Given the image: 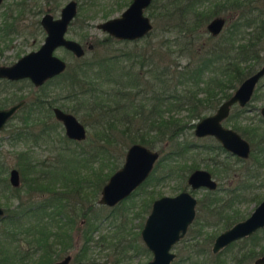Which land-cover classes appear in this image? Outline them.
Masks as SVG:
<instances>
[{"label":"trees","instance_id":"trees-1","mask_svg":"<svg viewBox=\"0 0 264 264\" xmlns=\"http://www.w3.org/2000/svg\"><path fill=\"white\" fill-rule=\"evenodd\" d=\"M84 1L80 6L84 5ZM90 1L93 5L96 0ZM244 3L246 0H152L146 8L148 14L151 18H162L165 33H174L177 56L186 58L183 64L176 60L173 64H159L153 58L156 55L154 50L146 54L121 49L105 55L75 59L73 65L50 80L54 83L53 94H47L45 89L44 94L38 93L37 97L30 99L25 116L21 115L13 136L37 143L39 137L46 139V136L52 135V106L58 104L85 120H94L98 128L94 133L105 135L109 144L115 141L109 139L114 131L126 140L125 143L140 142L150 148L155 147L157 142L171 143L170 150H159L152 173L159 172V166L161 173L157 176L151 174L140 186L144 194L139 198L137 218L141 221L157 193V187H150L147 191L145 184L150 180L160 182L172 175L183 182L186 173L198 165L196 159H191V165L185 160L181 162L182 154L189 149V145L179 140V135L185 128L194 126L192 119L201 118L216 107L218 91L221 96L228 95L230 88L235 87L261 62L259 52L264 45V14L259 10L256 16H249ZM233 14L228 23V16L225 15ZM217 15H223L226 21L223 31L214 36L206 29V23ZM3 21L7 22L6 19ZM5 26L16 29L12 20ZM248 27L252 28L247 30ZM150 33L151 30L144 37ZM134 58L138 61L137 66ZM144 64L149 66L146 74L142 71ZM22 97L15 90L6 93L0 96V106ZM182 110L187 111V120L178 115ZM53 122L60 125L57 120ZM104 122H107L106 131L100 127ZM257 126L246 131L253 142L251 157H255V166L247 169L233 187L225 188L219 183L215 190H205L199 198L193 226L209 228L210 231L205 232L202 247L192 246L177 264H251L253 257L264 252V243L260 242L258 232L248 237L254 238L252 245L233 252L230 258L221 255L228 246L216 254L210 252L208 247L219 230L246 216L234 207L237 201L259 202L264 197L256 189L264 185L263 133L262 130L255 131ZM111 127H114L113 131ZM60 136L75 144L82 142L63 134ZM208 146L213 147L207 144L201 150H209ZM95 147L109 151L103 144ZM1 157L0 154V192L8 198L16 197L18 202L12 208L6 207L5 214L0 216V264H51L72 246L70 227L76 223L75 211L58 194L60 190L55 187L56 177L52 169L42 166L27 151L21 150L15 164L21 174V185L14 187L8 182V166ZM237 159L239 162L245 161ZM110 163L112 170L117 160L112 156ZM206 165L217 174V165L213 161H207ZM79 185L73 184L70 189H78ZM181 188H185L184 184ZM45 192L48 194L45 195ZM36 194H43V197ZM82 215L87 217V226L82 229L80 249L73 255L77 264H82L87 257L93 231L97 227L93 217H89L85 211ZM137 227V241L125 240V236H122L123 244L120 247L123 253L129 248H136L137 252L147 251L140 237L142 221Z\"/></svg>","mask_w":264,"mask_h":264},{"label":"rangeland","instance_id":"rangeland-1","mask_svg":"<svg viewBox=\"0 0 264 264\" xmlns=\"http://www.w3.org/2000/svg\"><path fill=\"white\" fill-rule=\"evenodd\" d=\"M10 1L12 0H3V6L0 8V12ZM67 1L68 0H57L55 8L52 9L50 7L54 16H59L61 7ZM76 1L79 4V9L68 27L66 36L79 41L85 47L86 51L84 56L86 58L127 49L131 51L138 50L141 53L145 52L146 54L154 50L156 55H154L153 58H155L156 62L159 64L167 62L173 64L175 60L179 64H183L186 61L185 57L177 56L178 46L174 41V33H165L163 29L165 28V25H163L164 21L162 18H151L153 28L151 29L150 35L146 37L143 36L137 40H120L97 27L98 22L119 15L131 0H93V5H91L92 2L90 0H85L86 2L84 1V5L82 6H80V3L81 1L83 2V0ZM247 2L248 0L244 3V9L247 8L249 10V16H256L259 10L264 14V0H251L250 3ZM40 4L44 9L47 8V3H44L42 0L40 1ZM145 13L148 14L147 9L145 10ZM263 14L261 13L260 15ZM234 15L235 14L231 16L225 15L226 17L228 16V23ZM229 17H231L230 20ZM33 20V17L25 16L19 23L21 32H19V34L11 35V40L7 45L3 43V40H0V46H2V48L6 47L0 55V63L8 64L16 60L19 55L39 46L44 38L45 32L39 30L35 36H29V31L33 30V28L27 26V24L32 23L31 26H34ZM228 23L226 22V24ZM249 29L250 27H248L247 30ZM107 37H111V39H106ZM88 44H91L92 47L87 48ZM54 53L67 61L68 68L76 61L74 56L62 47L56 48ZM134 63L137 66L138 61L135 58ZM143 66V68L141 67L142 71H144L145 74L148 73L145 70H147L149 66L145 64ZM141 76L142 78H145L143 75ZM53 88L54 83H50L47 86V94L48 92L53 94ZM14 90H18V92L27 100L34 98L38 92L40 93V90L33 84L29 85L28 79L14 81L12 84L0 81V92L2 94ZM262 105H264V77L260 79L259 89L249 103L248 108L239 112V116L246 118L245 120H255L258 118L259 110ZM17 113L18 114L8 122L5 128L0 131L1 159L4 161L5 165L8 166L6 176L8 177L10 167L16 166L15 164L19 151L25 150L31 153V156L33 155L32 158L41 163L42 166H45L47 169H52L53 175L56 177V187H58L60 191H63L60 193L63 200L68 201L69 208L75 211L76 223L74 226L70 227L72 246L66 252H63L57 259H60L66 253L74 255L80 249L83 238L82 229L87 226V217L82 215L83 211H85L89 217H94V220L98 221V227L93 233V239L89 244L90 247L87 257L82 261V264H141L150 259L152 253L148 249L147 251L137 252L136 248H129L123 253L120 247L123 244V235L125 236V240L131 241L132 239H135L137 241V226L141 221L143 226L144 217L148 211L147 209V211L144 212V217L143 219L141 218V221L137 219V206L140 203L139 198L144 194V190L137 188L135 191L138 190V193L133 191L127 198L113 207L98 203L100 193L97 192V189L102 177H105V174H111L110 172L116 169L114 168L110 170L111 157L113 156L115 160H117L118 167L121 166L124 161L125 150L130 143H125L126 140L114 131V138L110 135L109 137L111 138L109 139L115 141L109 144L105 135L101 136L94 133V131L98 129L96 128L97 126H95L96 122L94 120H85L79 114H76V116L85 124L87 137L84 141L77 144L61 138L60 134L65 135L64 128L61 124H54L53 121H56L54 116L51 120L53 123L52 135L46 136V139H44V137H39L37 143L34 141H25L24 139H15L13 133L17 128L16 124L19 122L21 116L19 111ZM186 113V110H182L178 115L187 120V117L185 118ZM198 119L199 118L192 119L191 122H196ZM91 122L93 123L92 125ZM106 125L107 122H104L103 126L100 127L104 128L106 131ZM111 129V131H113L114 127H111ZM179 140L184 141V143L189 145L190 143L194 144L191 149L183 152L182 158L180 157L181 162H184V160L187 161L189 158L197 159L200 167H208V165H206V162L208 161L206 156L210 155L205 150L201 149L207 144H215L216 142L213 138L196 137L193 133V128L187 127L179 135ZM98 144H103L105 148L109 149V151L107 150V155L106 153H103L105 155L103 160L100 158V155H102L101 150L98 147H95ZM170 147L171 143L162 141L157 142L156 146L151 148L157 151H168L170 150ZM108 153L111 156H109ZM89 158L92 160L97 159L96 163L90 161ZM217 158L223 160V163L228 164V169H232L230 172L226 173L224 171H219V175H214V177L222 183L225 188L235 186L238 178L241 177L247 169L254 167V160H252V158L239 162L234 157L229 156L224 152H221ZM168 161L169 160L166 162ZM99 162L104 166L101 167L102 169L100 168ZM163 162L165 163V160L161 163L163 164ZM84 163H86V165ZM159 169L162 170L161 166H159ZM262 170H264V168ZM160 171L152 173L153 176H157L158 173H161ZM98 174H101V178L98 177ZM153 181L150 180L148 184H145L144 189L147 191L150 190L151 182ZM73 184H80L79 188L70 189ZM183 184L188 188L186 177L184 178V181L181 182L180 178L175 175L168 176L157 183L156 196L174 195L182 190L181 185ZM256 189L260 196L264 195V185L258 186ZM204 192L205 190L202 188L193 191L196 197H200ZM44 194L46 195L48 193L45 192ZM36 196L43 197V194H36ZM17 202L18 199L16 197L8 198L4 193L0 192V205L4 208H12ZM257 204V200L237 201L234 204V207L240 209L241 215L247 216ZM121 220H123L122 223H120ZM193 227L195 228L196 225ZM191 233L192 231L189 230L185 235L184 240L180 241L174 247V251L177 253V258L174 263L181 262L182 258L190 252V249L193 246L191 243L193 242ZM258 235L261 237L260 242H264V231L258 232ZM253 242L254 238L239 240L228 246L227 250L221 255L230 258L233 252L239 249H246L247 246L251 245ZM196 246L201 248L200 241L196 243ZM208 247L211 252V245L209 244ZM70 264H77V262L72 260Z\"/></svg>","mask_w":264,"mask_h":264},{"label":"water","instance_id":"water-1","mask_svg":"<svg viewBox=\"0 0 264 264\" xmlns=\"http://www.w3.org/2000/svg\"><path fill=\"white\" fill-rule=\"evenodd\" d=\"M152 0H131L124 10L117 16L109 17L97 23V27L118 39H138L147 34L152 28L151 17L145 13ZM77 13V1L68 0L60 10V16L53 18L45 13L41 23L47 31L44 42L37 50L29 51L10 65L0 66V77L19 79L28 77L39 85L47 78L65 70L66 62L53 53L58 46L70 49L76 56L85 52V47L77 40L67 38L65 32L70 21ZM225 17L211 18L206 29L213 35L219 34L225 26ZM92 45L88 44L87 48ZM264 72V67L246 77L225 100L218 109L207 115L195 124V134H211L217 137L225 148L241 157L250 152L249 142L237 131L223 127L220 120L228 113L229 106L238 101L243 105L248 101L254 90L255 83ZM23 103L22 100L0 108V129L6 120ZM54 116L63 124L65 134L70 139L83 140L86 138V126L78 117L58 106L53 107ZM264 114V106L261 109ZM159 152L140 142L131 143L126 150L122 166L115 170L102 188L99 199L102 203L115 204L126 197L136 186L138 187L150 174ZM192 188L206 187L215 189L216 180L211 172L204 168L193 170L187 179ZM9 182L17 187L20 184V175L17 168L9 170ZM196 197L187 190L174 195H162L154 200L152 208L146 216L140 231V237L151 251L152 256L141 264H170L175 253L170 250L172 244L183 236L195 216ZM5 214V208L0 205V216ZM264 227V198L243 219L234 222L220 231L213 243L212 252L216 253L229 245L235 239L252 234L255 230ZM71 254H66L51 264H69ZM254 264H264V254L254 260Z\"/></svg>","mask_w":264,"mask_h":264},{"label":"flooded vegetation","instance_id":"flooded-vegetation-1","mask_svg":"<svg viewBox=\"0 0 264 264\" xmlns=\"http://www.w3.org/2000/svg\"><path fill=\"white\" fill-rule=\"evenodd\" d=\"M40 1L41 0H12V1H10L9 3H7L4 7H3V9L1 10V12H0V40H3V43H5V45H7L8 44V42L11 40V35H14V34H19V32H21V28L19 27V23H20V21L21 20H23L24 19V17L25 16H27V17H29V16H31V17H33L34 18V20H33V25L34 26H31L32 25V23H28L27 24V26H29V27H32L33 28V30H30L29 31V36H35L36 35V33L37 32H39V30H43V32H45V35H44V38H43V40H42V42L39 44V46L37 47V48H35V49H32V50H30V51H33V50H37L39 47H40V45L44 42V40H45V37H46V35H47V31H46V29H45V27L42 25V23H41V18H42V16L45 14V13H50L51 15H52V17L53 18H58L59 16H60V13H59V16H54V14L51 12V8L52 9H54L55 8V5L57 4V0H42L44 3H47L46 5H47V8H43V6H41V4H40ZM53 2V3H52ZM2 3H3V0H0V8L3 6L2 5ZM50 6H49V5ZM51 7V8H50ZM61 10V9H60ZM77 10H78V2H77ZM77 14V13H76ZM217 16H223V15H217ZM215 17V16H214ZM224 17V16H223ZM213 18V17H212ZM7 20V22H4L3 20ZM74 19V18H73ZM72 19V20H73ZM211 19V18H210ZM209 19V20H210ZM225 19H226V17H225ZM11 20L12 21H14V28H16V29H13L12 30V28H10L9 26H5V23H7L8 25L10 24V22H11ZM72 20L70 21V23L72 22ZM208 20V21H209ZM4 22V23H3ZM70 23H69V25H70ZM207 24V23H206ZM69 25H68V27H69ZM68 27H67V30H68ZM225 27V26H224ZM224 27H223V29H224ZM252 27H250V29H251ZM222 29V30H223ZM249 29V30H250ZM67 30H66V32H67ZM66 32H65V36H66ZM209 32V31H208ZM222 32V31H221ZM220 32V33H221ZM210 33V32H209ZM219 33V34H220ZM211 34V33H210ZM211 35H213V34H211ZM218 35V34H217ZM215 36V35H214ZM67 37V36H66ZM68 38V37H67ZM118 39V38H117ZM120 40H128V39H120ZM134 40V39H133ZM264 40V39H263ZM59 47H62V48H64V49H66V50H68L73 56H74V59H78V58H81V57H83L84 56V54H85V52H84V54L83 55H81V56H76L70 49H68V48H66V47H64V46H58V47H56V48H59ZM6 48V47H5ZM5 48H2V46H0V55L3 53V50L5 49ZM55 48V49H56ZM55 49H54V51H55ZM54 51H53V53H54ZM86 51V50H85ZM263 51H264V45H262V47H261V49H260V52H259V56L261 57V62L260 63H258L257 65H255L254 66V68L243 78V79H241L240 80V82L239 83H236V85H235V87H233V88H230V90L228 91V95H225V96H221V92H219L218 91V97H219V100H218V102H217V105H216V107L213 109V110H211L210 112H208V113H206L205 115H203L201 118H203V117H205V116H207V115H210V114H212V113H214L217 109H218V107L225 101V100H227L232 94H233V92L237 89V87L239 86V84L246 78V77H248V76H250V75H252V74H254L257 70H259V69H261L262 67H264V55H263ZM29 52V51H28ZM28 52H26V53H28ZM26 53H23L22 55H24V54H26ZM55 54V53H54ZM22 55H19L18 56V58L16 59V60H14V61H12V62H10V63H0V66L1 65H10V64H12V63H14L15 61H17ZM56 55V54H55ZM58 56V55H57ZM63 59V58H62ZM65 60V59H64ZM65 62H66V68H65V70L67 69V67H68V64H67V61L65 60ZM64 70V71H65ZM64 71H62V72H64ZM62 72H60V73H58V74H55V75H53V76H51V77H49V78H47L45 81H43L41 84H39V85H36V84H34L32 81H31V79L30 78H28V77H22V78H19V79H9V78H5V77H0V81H3V82H5L4 80H10V81H18V80H24V79H28L29 80V82H30V84L32 83L36 88H38L39 90H40V93H39V95L40 94H44V91H45V89H46V91H47V86L50 84V83H53V81H50V80H53L55 77H57L59 74H61ZM262 77H264V72H263V74L262 75H260L259 77H258V79H257V81H256V83H255V86H254V90H253V92H252V95H251V97H250V99L248 100V101H246L243 105H241L238 101H236V102H234L233 104H231L230 106H229V110H228V113H227V115L225 116V117H223L221 120H220V123L222 124V126L223 127H226V128H230V129H233V130H235V131H237L243 138H245L248 142H249V145H250V152H249V155L248 156H246V157H241V156H239L238 154H236V153H233L231 150H228L227 148H225L224 146H223V144H222V142L217 138V137H215L214 135H211V134H206V135H197V134H195V132H194V130H195V124H196V122L198 121V120H200L201 118H199L196 122H193L194 123V126H192V127H190V128H193V133H194V135L196 136V137H199V138H204V137H211V138H213L214 139V141L216 142L215 144H212V146L214 147H209V150H206V152L210 155V156H208V161H213L216 165H217V174H215V173H213L212 172V170L210 169V168H204V169H207V170H209L210 172H211V175H212V177L216 180V182H217V186H216V188L218 187V184L220 183L215 177H214V175H219V171H224V172H230V171H232V169H228L229 168V166H227L228 164H225V163H223V160H221V159H218L217 158V156L221 153V152H224L225 154H227V155H229V156H232V157H234L237 161H238V159L237 158H240V159H242V160H247V159H250V158H252V160H254L255 161V157H251V151H252V147H253V142L248 138V136L246 135V131H248V130H250V128L251 127H253V126H257L256 127V129H255V131H257V132H259L260 130H262V133H263V137H262V141H263V153H262V156H263V159H264V114L261 112V109H262V107L264 106V105H262L261 107H260V110H259V114H258V118L257 119H255V120H253V119H250V120H245L246 118H242V116H239V112H241V111H244L246 108H248V105H249V103L251 102V100H252V98L256 95V92L258 91V89H259V81H260V79L262 78ZM50 81V82H49ZM31 84V85H32ZM15 91H17L18 92V90H15ZM11 92V91H10ZM10 92H6L7 94H10ZM5 93V94H6ZM48 94H50V93H48ZM0 96L1 97H3L4 96V94H2L1 92H0ZM35 97H37V96H35ZM31 99V98H30ZM30 99L29 100H27L24 96L22 97V98H20V99H18V100H16V101H14V102H12V103H8V104H6V105H2V106H0V108H4V107H7V106H10V105H12V104H14V103H16V102H18V101H20V100H22L23 101V103L13 112V114L6 120V122H5V124H4V126L0 129V131L2 130V129H4L5 128V126L8 124V122L12 119V118H14L18 113V111L21 113V115L23 116H25V111L27 110V108L29 107V104H30ZM55 106H58V107H60L58 104H53V106H52V112H53V107H55ZM32 107V106H31ZM61 109H63L62 107H60ZM64 111H67V110H65V109H63ZM70 112V111H69ZM73 113V112H72ZM74 114V113H73ZM53 116H54V112H53ZM21 117V116H20ZM54 118L57 120V121H59L60 122V124L63 126V124H62V122L60 121V120H58L55 116H54ZM227 122H229V123H227ZM83 123V122H82ZM84 124V123H83ZM85 125V124H84ZM64 128V127H63ZM64 133H65V130H64ZM66 135V134H65ZM67 136V135H66ZM68 137V136H67ZM86 137H87V135H86ZM86 139V138H85ZM85 139H83V140H85ZM72 140H75V139H72ZM83 140H77V141H83ZM189 145V144H188ZM194 146V144H192V143H190V145H189V149H191L192 147ZM205 148V147H204ZM126 150H127V148H126ZM126 150H125V153H126ZM97 152V151H96ZM159 152V151H158ZM29 153V152H28ZM103 153H106V155H107V150H101V154L102 155H100V158H101V160H103L104 158V154ZM30 155H31V153H29ZM33 156V155H32ZM32 156H31V158H32ZM94 156V155H93ZM92 156V157H93ZM124 158H125V155H124ZM213 158V159H212ZM32 159H34V158H32ZM35 160V159H34ZM89 160L90 161H92V162H94V163H96V161H97V159H90L89 158ZM197 160V159H196ZM36 161V160H35ZM157 161V160H156ZM156 161H155V163H156ZM253 161V166H255V162ZM104 162V161H103ZM124 162V161H123ZM191 158H189V159H187V163L188 164H190L191 165ZM100 163V162H99ZM155 163H154V165H155ZM196 163V162H195ZM194 163V164H195ZM197 163H198V160H197ZM123 164V163H122ZM103 166V164L102 163H100V168ZM117 166V167H116ZM114 168H116V169H114L112 172H110L111 174L115 171V170H117L118 168H120L121 166H119L118 167V165H116ZM13 167H15V168H17L18 169V167L17 166H12V167H10V169L11 168H13ZM104 167V166H103ZM99 168V169H100ZM198 168H202V167H200L199 166V164L197 165V167H194V168H192V169H190L187 173H186V175H185V177H186V183H187V185H188V188H186V186H185V184H184V186H185V188H181L182 190H180L179 192H181V191H183V190H187V191H189V192H191V194H193L194 195V193H193V191L194 190H199V189H204V190H215V189H208V188H206V187H198V188H192L191 186H190V184L188 183V181H187V179H188V176H189V174L193 171V170H195V169H198ZM263 168H264V166H263ZM9 169V170H10ZM102 169V168H101ZM153 169H154V166H153ZM153 169H152V171L150 172V174H149V176L146 178V179H148L150 176H151V174H152V172H153ZM18 171H19V169H18ZM111 174H105V177H102V180L100 181V184H99V187H98V191L97 192H99L100 193V196L98 197V203H101V204H104V205H107V206H110V207H113V206H115V205H117L118 203H120L121 201H123L125 198H127L133 191H135L137 188H140V186L145 182V180L137 187H135L126 197H124V198H122V199H120L119 201H117L115 204H112V205H110V204H107V203H102V202H100L99 201V199H100V197H101V195H102V188H103V186L105 185V183L108 181V179H109V177L111 176ZM19 175H20V184H19V186L21 185V174H20V171H19ZM98 177H100L101 178V174H98ZM7 179H8V182H9V171H8V177H7ZM10 183V182H9ZM157 183H158V181H154L152 184H151V187H153V188H156L157 187ZM57 184V183H56ZM221 184V183H220ZM55 187H56V185H55ZM230 187V186H229ZM59 193L58 194H60L61 192H63V191H58ZM135 192H137V191H135ZM179 192H177V193H179ZM176 194V193H175ZM157 195V194H156ZM155 195V197L154 198H152L151 199V201H150V206H149V208H148V211H147V214H146V216L148 215V213L150 212V210H151V208H152V204H153V202H154V200L155 199H157L158 197H160V196H162V195H160V196H156ZM95 196V195H94ZM195 196V195H194ZM202 196V195H201ZM200 196V197H201ZM62 197V196H61ZM196 197V196H195ZM200 197H196V204H195V216H194V218H193V220L191 221V223L188 225V227H187V230H186V232H185V234L183 235V236H181L178 240H176L173 244H172V246H171V248H170V250L171 251H173L174 253H175V256L173 257V259H172V261H171V263L170 264H173L175 261H176V256H177V253L174 251V247L176 246V244H178L180 241H182V240H184V237H185V235L187 234V232L189 231V230H191L192 231V233H191V237H192V240H193V242H191L192 243V245L195 247L196 246V243L197 242H199L200 241V244H201V247H202V245H203V242H204V239H202V238H204V236H205V232L206 231H210L209 229H207V228H199L198 226H196L195 228L193 227V225H194V221H195V219H196V217H197V214H198V205H199V198ZM144 214V213H143ZM88 215V214H87ZM136 216H137V212H136ZM146 216L144 217V220H145V218H146ZM246 217V216H245ZM94 218V217H93ZM103 219V218H102ZM137 219H139V218H137ZM241 219H243V218H241ZM240 220V219H239ZM238 221V220H237ZM98 221L96 220V223H97ZM236 222V221H235ZM233 224V223H232ZM231 224V225H232ZM97 227H98V224H97ZM96 227V228H97ZM198 227V228H197ZM229 227V226H228ZM96 228L94 229V231L96 230ZM227 228V227H226ZM262 228H264V227H262ZM262 228H259V229H257V230H255L252 234H254V233H256V232H260V231H263L262 230ZM225 229V228H224ZM223 230V229H222ZM222 230H220V231H222ZM94 231H93V233H94ZM141 231V230H140ZM220 231H218L217 232V234L220 232ZM216 234V235H217ZM252 234H250V235H247V236H243V237H241V238H238V239H235V240H233V241H231L230 243H229V245H231L232 243H235V242H237V241H239V240H245L246 238H248V237H250ZM216 235L214 236V238H213V240L211 241V243H210V245H211V247H212V243H213V241H214V239H215V237H216ZM261 238V237H260ZM248 239H250V238H248ZM92 242V241H91ZM262 243H264L263 241H262ZM253 244V243H252ZM251 244V245H252ZM229 245H227V246H229ZM226 246V247H227ZM197 247V246H196ZM226 247H224V248H226ZM197 248H200V247H197ZM223 248V249H224ZM223 249H221V250H223ZM220 250V251H221ZM211 252H212V249H211ZM219 252V251H218ZM218 252H216V253H218ZM257 252H258V250H257ZM213 254H216V253H214V252H212ZM66 254H71V253H66ZM66 254H64V255H66ZM262 254H264V252H261V253H258L255 257H253L252 258V260H251V264H254V260L258 257V256H260V255H262ZM63 255V256H64ZM62 256V257H63ZM57 260V259H56ZM73 260V254H71V259H70V261H69V264H70V262ZM55 261V260H54Z\"/></svg>","mask_w":264,"mask_h":264}]
</instances>
